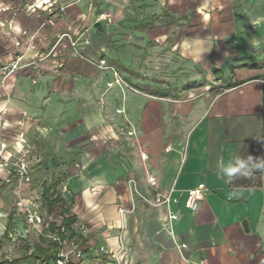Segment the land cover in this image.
<instances>
[{"label": "crops", "instance_id": "crops-1", "mask_svg": "<svg viewBox=\"0 0 264 264\" xmlns=\"http://www.w3.org/2000/svg\"><path fill=\"white\" fill-rule=\"evenodd\" d=\"M57 1L60 15L47 0H0V67L19 53L25 64L0 83V113L8 141L42 156L27 193L74 218L66 236L84 257L69 264H98L101 245L120 264H264V172L260 187L216 173L231 156L261 157L264 0ZM194 187L205 191L191 211ZM156 192L169 204L150 205Z\"/></svg>", "mask_w": 264, "mask_h": 264}, {"label": "built area", "instance_id": "built-area-1", "mask_svg": "<svg viewBox=\"0 0 264 264\" xmlns=\"http://www.w3.org/2000/svg\"><path fill=\"white\" fill-rule=\"evenodd\" d=\"M57 0H47L45 3L46 10H50L54 14L60 15L63 11L62 5H56ZM99 21H111L110 14L106 12H100L97 15ZM52 23V20H48ZM68 38L71 45L76 44L69 33H63L61 38ZM33 36L30 37V40ZM58 40V41H59ZM19 41L15 40V44L19 45ZM23 54L19 53L15 56L14 60L6 65L0 67V75L5 78L9 74L21 69L25 66L22 63ZM101 65H105L104 61L100 62ZM114 73V81L116 83L121 82L120 76L117 72ZM112 83H110L111 85ZM225 90V89H223ZM6 124L0 113V171L6 170L7 176L4 179L5 183H10L13 180V209L22 217L24 224L30 231L36 233L37 236H42L47 240H51L58 243V252L56 258L52 264H69L71 261H80L84 257V250L77 238H69L67 236H61L63 230L61 226V220L54 219L53 215H49L48 209L42 208V203L37 196L29 195L26 191V186L32 182V172L34 168L41 165L42 156L32 146H20V139H15L9 142L5 137ZM133 134V131L128 133ZM149 181H153V177L149 178ZM62 191H67V186L62 185ZM204 187H194L187 191L186 206L189 210L195 211L199 206V202L202 200L204 195ZM171 198L170 195H163L161 192H156L153 199L149 201L152 206L168 205ZM57 209L58 206H55ZM54 211L55 209H51ZM178 219V215L174 212L169 211L167 215V228L172 233V224ZM52 222L54 229L51 230L48 225ZM78 230L81 232L86 231L85 224L77 225ZM179 247H182L180 245ZM98 255L105 256V258L98 256V264H120V260L117 255L110 253V251L101 245L98 248Z\"/></svg>", "mask_w": 264, "mask_h": 264}, {"label": "trees", "instance_id": "trees-1", "mask_svg": "<svg viewBox=\"0 0 264 264\" xmlns=\"http://www.w3.org/2000/svg\"><path fill=\"white\" fill-rule=\"evenodd\" d=\"M261 79L264 81V74L261 76ZM260 142H261V157H264V85L262 88L261 95V128H260ZM40 167V165H39ZM55 182H51L50 186H45L43 189V194L45 198V205L54 209L55 206L58 205L59 195L54 191ZM231 185L233 186H245V187H260L262 185V172L257 171L253 174L251 178L244 179L239 178L235 180ZM7 186L10 190L13 191V180L10 183H2L0 187ZM53 187V188H52ZM47 194H50L47 196ZM13 212H11L8 218H11ZM74 222V218L72 216L65 217L61 223L63 228L60 233L61 236H66V231L68 230L70 224ZM48 227L53 230L54 224L52 222L49 223ZM14 230V229H12ZM7 234L8 231H7ZM21 237V235H18ZM70 236V235H69ZM23 237V236H22ZM58 243L47 240L42 236H37V241L33 244H30L25 249L26 252L23 256H19L17 258H11L6 260L5 264H52L53 260L56 258V254L58 252Z\"/></svg>", "mask_w": 264, "mask_h": 264}, {"label": "rangeland", "instance_id": "rangeland-1", "mask_svg": "<svg viewBox=\"0 0 264 264\" xmlns=\"http://www.w3.org/2000/svg\"><path fill=\"white\" fill-rule=\"evenodd\" d=\"M264 51V50H263ZM258 60V69L264 70V54L261 56H256ZM112 70H114L112 68ZM3 78L0 75V83ZM122 111V110H121ZM122 133H126L124 125L120 127ZM1 184V183H0ZM13 191L10 190L7 186L0 187V264H5L6 260L17 258L23 256L26 252L28 245L33 244L37 241V235L35 232L30 231L25 225L23 219L18 218V222L23 223V229H26L27 232H22L23 237L16 235V230H12L15 226L12 223H8V217L6 214L10 211L13 206L14 195L12 196ZM5 214V215H4ZM17 222V221H16ZM7 231L9 234H7Z\"/></svg>", "mask_w": 264, "mask_h": 264}, {"label": "clouds", "instance_id": "clouds-1", "mask_svg": "<svg viewBox=\"0 0 264 264\" xmlns=\"http://www.w3.org/2000/svg\"><path fill=\"white\" fill-rule=\"evenodd\" d=\"M257 171L264 172V157H254L251 154L247 156H231L227 162L223 160L219 161L216 168L217 176L228 185H231L239 178H251ZM242 191L241 189L230 192L229 199L240 196Z\"/></svg>", "mask_w": 264, "mask_h": 264}, {"label": "water", "instance_id": "water-1", "mask_svg": "<svg viewBox=\"0 0 264 264\" xmlns=\"http://www.w3.org/2000/svg\"><path fill=\"white\" fill-rule=\"evenodd\" d=\"M107 30H108L109 33L114 32L115 24L114 23H108L107 24Z\"/></svg>", "mask_w": 264, "mask_h": 264}]
</instances>
